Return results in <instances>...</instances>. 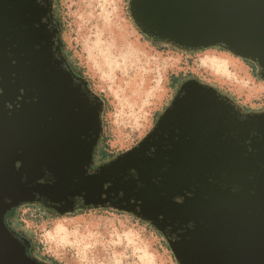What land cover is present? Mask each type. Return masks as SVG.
Listing matches in <instances>:
<instances>
[{
	"label": "water",
	"instance_id": "obj_1",
	"mask_svg": "<svg viewBox=\"0 0 264 264\" xmlns=\"http://www.w3.org/2000/svg\"><path fill=\"white\" fill-rule=\"evenodd\" d=\"M48 9L0 0V264H44L6 221L32 204L129 214L177 264H264V111L187 79L134 147L96 164L104 101L55 58ZM128 11L150 41L221 48L264 82V0H129Z\"/></svg>",
	"mask_w": 264,
	"mask_h": 264
},
{
	"label": "rangeland",
	"instance_id": "obj_2",
	"mask_svg": "<svg viewBox=\"0 0 264 264\" xmlns=\"http://www.w3.org/2000/svg\"><path fill=\"white\" fill-rule=\"evenodd\" d=\"M128 2L54 0L68 59L105 101L103 135L109 155L134 147L187 79L215 87L249 111H264V82L243 59L221 48L188 52L156 47L133 24ZM105 159L100 142L95 163ZM38 208L15 209L18 217L10 225L32 242L39 259L53 264H177L164 239L129 214L92 209L46 216Z\"/></svg>",
	"mask_w": 264,
	"mask_h": 264
},
{
	"label": "flooded vegetation",
	"instance_id": "obj_3",
	"mask_svg": "<svg viewBox=\"0 0 264 264\" xmlns=\"http://www.w3.org/2000/svg\"><path fill=\"white\" fill-rule=\"evenodd\" d=\"M42 6H45L48 9L47 15L45 18H43V22H45L48 25V28L50 30H56L59 31L61 28L59 27L58 24V20H57V15L55 12V7H54V0H37ZM54 8V9H53ZM61 42V38L60 37H56L54 39V45H53V50L55 53V58L60 59V55L62 54L64 56V58L66 59V61L62 62V67L68 71H73L74 75L76 76V78L74 79L75 83L80 84L82 86V89L85 88L84 83L82 82V72L80 71V69H78L77 67L73 66L72 63L70 62V60L68 59L66 53H65V49L63 48V46L60 45ZM243 62L245 64H247L249 66V68L251 70H256V67L252 64L249 63L245 60H243ZM90 86V85H89ZM104 162V161H103ZM44 210V209H43ZM15 210L11 211L10 213H8L6 220L7 222L10 224V221L12 219V214L14 213ZM45 211V210H44ZM46 212V211H45ZM31 243V248L30 250L33 252L34 254V250H33V245L32 242ZM35 256V255H34ZM36 257V256H35ZM39 261L43 262L44 264H53L51 262L39 259L38 257H36Z\"/></svg>",
	"mask_w": 264,
	"mask_h": 264
},
{
	"label": "trees",
	"instance_id": "obj_4",
	"mask_svg": "<svg viewBox=\"0 0 264 264\" xmlns=\"http://www.w3.org/2000/svg\"><path fill=\"white\" fill-rule=\"evenodd\" d=\"M151 42V44H153L154 46H156V47H162V46H166V47H171V48H173V46H171V45H169V44H165V43H155V42H153V41H150ZM246 61V60H245ZM248 62V61H247ZM250 63V62H249ZM179 77H172V80H174V81H176L177 79H178ZM234 101H235V99L233 98V97H231ZM105 102V101H104ZM236 102V101H235ZM244 108V107H243ZM244 110L245 111H249L248 109H246V108H244ZM104 112V111H103ZM102 116H103V114H102ZM100 142L103 144V147H104V149H105V153H106V155H107V158L108 159H110V158H112V157H114V156H116V155H109L106 151H107V145H106V137L104 136V135H102V138H101V140H100ZM107 159H105L104 161H106ZM27 206H34V207H37V206H39L40 208H38L41 212H43L44 213V215H46L47 216V213L43 210V208L40 206V205H37V204H32V205H27ZM13 211V210H12ZM10 213V212H9ZM17 218L18 217V211H14V213L12 214V218ZM7 221V220H6ZM139 222H141V221H139ZM8 223V222H7ZM9 224V223H8ZM146 226H149V225H147L146 224ZM158 235H160L159 233H157ZM166 245V244H165ZM166 247H167V245H166Z\"/></svg>",
	"mask_w": 264,
	"mask_h": 264
}]
</instances>
